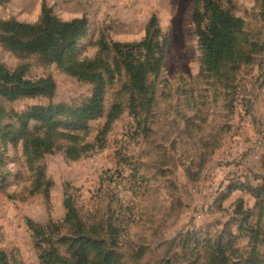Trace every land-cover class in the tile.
I'll use <instances>...</instances> for the list:
<instances>
[{
  "label": "rangeland",
  "instance_id": "1",
  "mask_svg": "<svg viewBox=\"0 0 264 264\" xmlns=\"http://www.w3.org/2000/svg\"><path fill=\"white\" fill-rule=\"evenodd\" d=\"M218 3L238 43L211 71L193 22L201 0H0V21L38 24L43 6L85 19L67 66L97 61L102 76L84 81L0 44L7 69L55 84L51 98L0 96V264H264V0ZM152 17L141 91L113 45L141 43ZM98 86L99 117L22 126L33 107L81 109ZM33 137L50 150L34 156ZM68 197L77 217L66 222Z\"/></svg>",
  "mask_w": 264,
  "mask_h": 264
},
{
  "label": "trees",
  "instance_id": "2",
  "mask_svg": "<svg viewBox=\"0 0 264 264\" xmlns=\"http://www.w3.org/2000/svg\"><path fill=\"white\" fill-rule=\"evenodd\" d=\"M201 2L202 7L193 13V22L205 55V65L209 70L217 71L225 60L232 58L236 53L238 21L221 8L218 0H201ZM86 32L87 21L85 19L64 22L52 16L47 7L43 6L42 18L38 24H25L15 20L0 21V44L16 55H39L49 63L65 67L66 72L72 76L84 81L100 83L102 76L97 72V61L76 65L68 62L67 66L68 56L74 52L76 42L83 38ZM155 32L156 17H152L146 30V36L141 43L113 45L114 52L124 60L125 69L131 75L136 89L141 91L145 89L144 83L149 73L148 58L154 52ZM101 46L103 50L109 49L103 40H101ZM139 49L146 52V59L133 61ZM161 55L162 51L155 59L156 68H159L162 61ZM54 92L55 84L51 77L31 80L26 78L23 68L9 70L0 63V96L8 100L39 96L51 98ZM102 104L103 91L98 86L89 102L77 111L67 110L62 106L33 107L21 118V123L23 127H27L30 121L50 125L57 117L65 114L71 117L72 125L86 122L101 115ZM113 110L118 111L119 109L115 106ZM30 144L34 156H41L43 152L51 148L49 141L38 137H33ZM64 205L67 210L66 222L75 220L77 213L69 197ZM31 227L34 231L35 242L39 244L38 239L44 229L33 223ZM37 246L40 248L39 245ZM79 257L83 262L85 254L81 253ZM107 263L108 259L105 258L102 264Z\"/></svg>",
  "mask_w": 264,
  "mask_h": 264
}]
</instances>
